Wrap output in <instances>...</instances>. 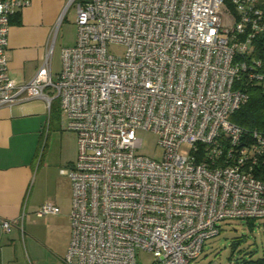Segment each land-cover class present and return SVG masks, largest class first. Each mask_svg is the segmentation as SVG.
Listing matches in <instances>:
<instances>
[{"label": "built area", "instance_id": "obj_1", "mask_svg": "<svg viewBox=\"0 0 264 264\" xmlns=\"http://www.w3.org/2000/svg\"><path fill=\"white\" fill-rule=\"evenodd\" d=\"M29 4L0 0V105L39 98L50 110L58 99L61 127L76 136L77 157L63 169V264H136L138 249L152 264H191L223 220L264 219V180L254 173L264 129L231 120L246 85L264 89V0H80L57 79L48 51L17 82L6 60L10 18ZM139 129L157 135L160 160L139 152ZM35 212L60 208L45 201ZM1 225L23 232L17 220Z\"/></svg>", "mask_w": 264, "mask_h": 264}, {"label": "crops", "instance_id": "obj_2", "mask_svg": "<svg viewBox=\"0 0 264 264\" xmlns=\"http://www.w3.org/2000/svg\"><path fill=\"white\" fill-rule=\"evenodd\" d=\"M67 4L68 0H30L10 18L6 60L14 80L33 76ZM52 109L39 98L0 105V264H27L28 250L38 264L45 263L38 249L44 247L54 255L62 222L67 243L61 255L56 254L57 262L63 264L71 237V182L63 169L73 165L77 143L75 134L61 127L60 113L54 116ZM45 201L58 205L60 212L37 215L36 209ZM34 217H45L50 230H35ZM5 219L22 225L27 221L29 233L25 228L24 235L18 228L6 232L1 225Z\"/></svg>", "mask_w": 264, "mask_h": 264}, {"label": "rangeland", "instance_id": "obj_3", "mask_svg": "<svg viewBox=\"0 0 264 264\" xmlns=\"http://www.w3.org/2000/svg\"><path fill=\"white\" fill-rule=\"evenodd\" d=\"M79 1L80 0H76L75 3L68 5L63 9L47 48V51H50L51 54L52 77L54 80L57 79L58 73L61 70V49L63 47L71 46L75 41V5ZM108 50L110 53L122 57L124 56L126 48L122 44L111 43L108 45ZM52 108V114L58 116V99L52 101ZM136 134L137 137L141 139L139 152L160 160L163 155V148L157 143V135L152 131L142 129L137 130ZM188 151L189 145L183 144L180 147V153L184 154L188 153ZM34 221L36 223L33 222V228L38 232L41 229L43 233L50 230L47 228L45 217H34ZM59 224H61L60 221ZM23 225L22 235H24V228L26 233H29L28 222L23 221ZM31 226L32 225H30V228H32ZM220 226V233L204 242L201 255L193 260L191 264H241L244 260L264 257V219H255V226L253 229H249L245 220L241 219L223 220L220 223ZM66 236L65 223L62 222L61 226L57 228V243L55 244L57 245V248L54 251V255L44 247H39L38 253L45 261V263L40 262L39 264H59L57 262V254L61 255L63 246L67 243ZM239 237H242V240L233 247V242ZM152 261L153 256L150 252L143 249H138L136 251V264H152ZM26 262L27 264H38L29 250L28 252L26 251Z\"/></svg>", "mask_w": 264, "mask_h": 264}, {"label": "trees", "instance_id": "obj_4", "mask_svg": "<svg viewBox=\"0 0 264 264\" xmlns=\"http://www.w3.org/2000/svg\"><path fill=\"white\" fill-rule=\"evenodd\" d=\"M244 90L248 94V99L232 114L231 120L247 129H264V89L258 84L250 83L245 86ZM254 173L257 178L264 180V165L257 167ZM244 220L248 228L253 229L255 219ZM240 240L242 237L233 242V247ZM241 264H264V257L244 260Z\"/></svg>", "mask_w": 264, "mask_h": 264}]
</instances>
